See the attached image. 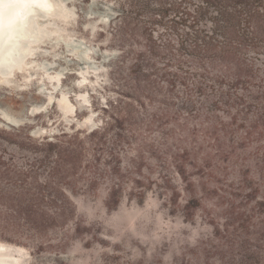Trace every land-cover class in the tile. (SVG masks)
Returning <instances> with one entry per match:
<instances>
[{
    "label": "trees",
    "instance_id": "obj_1",
    "mask_svg": "<svg viewBox=\"0 0 264 264\" xmlns=\"http://www.w3.org/2000/svg\"><path fill=\"white\" fill-rule=\"evenodd\" d=\"M120 2L124 7L110 33L119 43L110 72L118 76L120 89L109 106L101 107L107 113L100 124L62 130L51 139L21 135V127L0 128V147L38 153L25 168L0 155V183L14 192L9 201L22 206L0 211V228L34 237L38 249L50 247L49 230L65 229L74 216L65 194L45 192L51 183L85 182L96 189L104 181L109 185L106 206L116 208L125 186L150 182L141 167L154 158L170 164L188 191L196 192L190 178L198 177L203 198L229 206L217 231L228 246L221 264H264L259 244L264 241V194L258 195L260 187L251 176L264 175V0ZM178 99L181 111L176 112ZM151 140L162 156L153 153ZM40 170L46 173L43 181ZM127 188L138 202L144 200L145 191ZM251 200L247 212L238 211ZM229 219L253 228L258 242L240 260L232 256Z\"/></svg>",
    "mask_w": 264,
    "mask_h": 264
},
{
    "label": "rangeland",
    "instance_id": "obj_2",
    "mask_svg": "<svg viewBox=\"0 0 264 264\" xmlns=\"http://www.w3.org/2000/svg\"><path fill=\"white\" fill-rule=\"evenodd\" d=\"M59 1L67 18L48 24L39 22L58 33L50 34L34 47L35 54L26 60L21 71H15L6 82L0 78V128L21 127V135L29 133L34 138L49 139L62 130L68 133L89 130L105 118L107 112L101 107L109 106L114 91L120 89L115 80L118 76L110 72L120 52L119 43L110 33L124 4L121 0ZM103 52L112 54L111 58L105 60ZM59 72L63 78L53 87L51 76ZM63 94L68 98L69 114H62L57 104L48 100L49 95L53 101ZM181 101L178 99L175 103L176 112L181 111ZM163 125L159 124L154 130ZM150 143L153 153L162 156L159 144L152 140ZM36 154L22 147H0L3 160L9 161L11 157L21 168ZM126 159L122 155V160ZM144 164L141 168L150 182L141 179V184L125 186L116 208L106 206L109 185L104 181H100L96 189L88 188L85 182L51 183L45 192L65 194L70 199L73 222L65 229L49 230L50 247L38 249L34 237L15 236L1 228L0 243L19 249L15 254L19 257L17 264H221L219 259L228 246L217 231H222L220 224L224 223L229 206H214L216 198H203L204 194H200L196 185L198 177L190 178L196 191L191 192L170 164L154 158L146 159ZM40 173L39 179L43 181L46 173L42 170ZM251 176L260 187L258 195H263L264 175H259L258 179L252 173ZM129 186L135 188V193L145 191L142 202L131 194ZM5 187L0 183V211L22 208L16 206L14 200L9 201L14 192ZM239 200L234 199L236 206ZM185 205L189 206L188 215ZM253 205L254 200H251L238 211L247 212L246 208ZM237 221L230 220L229 231L234 237L232 256L240 260L250 250H255L251 244L258 242L253 240L254 229L240 228ZM259 244L264 245V241ZM225 256L229 257L228 253Z\"/></svg>",
    "mask_w": 264,
    "mask_h": 264
},
{
    "label": "bare ground",
    "instance_id": "obj_3",
    "mask_svg": "<svg viewBox=\"0 0 264 264\" xmlns=\"http://www.w3.org/2000/svg\"><path fill=\"white\" fill-rule=\"evenodd\" d=\"M67 15L62 7V2L59 0H0V65L10 63L13 59V53L17 52L19 54L18 61L13 63L15 66L10 64L8 70H0V78L6 82L9 77L13 76L15 71H21L26 60L35 54L34 47L50 34L56 33V31H50L47 24L58 18L64 20ZM39 22H46L47 24L44 26ZM60 74L61 72L51 76L53 87H56V81L63 78L60 77ZM77 81H80V77ZM48 100L55 102L62 114L71 112L65 94L58 96L53 101L52 96L49 95ZM4 247L8 246L0 243V250ZM13 248L14 251H19L18 248ZM20 250L22 251V249ZM15 254L11 251L8 253L0 252V263L17 264L19 257Z\"/></svg>",
    "mask_w": 264,
    "mask_h": 264
},
{
    "label": "water",
    "instance_id": "obj_4",
    "mask_svg": "<svg viewBox=\"0 0 264 264\" xmlns=\"http://www.w3.org/2000/svg\"><path fill=\"white\" fill-rule=\"evenodd\" d=\"M12 56H13V59H11V61H10V63H8V64H1L0 65V70L1 71H4V70H8V66L10 65V64H12L11 66H15V65H13V63H14V61H18V59H19V54H17V52L14 54H12ZM111 56H112V54H110V53H107V52H103V58L105 59V60H108L109 58H111ZM6 75V74H5ZM78 83V82H77ZM91 121H92V118H91ZM91 126H94V123L92 122V125ZM6 245L8 246V247H4V248H2L1 250H0V252H6V253H8V252H15L16 253V251H14V248H13V246L11 247L9 244H7L6 243ZM0 264H3V263H0ZM11 264H16V263H11Z\"/></svg>",
    "mask_w": 264,
    "mask_h": 264
}]
</instances>
